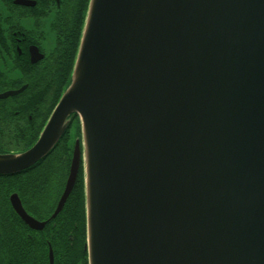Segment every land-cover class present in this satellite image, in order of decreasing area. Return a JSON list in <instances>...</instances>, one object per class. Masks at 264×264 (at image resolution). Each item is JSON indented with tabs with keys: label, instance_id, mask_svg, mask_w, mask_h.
<instances>
[{
	"label": "water",
	"instance_id": "95a60500",
	"mask_svg": "<svg viewBox=\"0 0 264 264\" xmlns=\"http://www.w3.org/2000/svg\"><path fill=\"white\" fill-rule=\"evenodd\" d=\"M74 115L88 264H264V0H89L69 84L0 175Z\"/></svg>",
	"mask_w": 264,
	"mask_h": 264
},
{
	"label": "flooded vegetation",
	"instance_id": "af4514ba",
	"mask_svg": "<svg viewBox=\"0 0 264 264\" xmlns=\"http://www.w3.org/2000/svg\"><path fill=\"white\" fill-rule=\"evenodd\" d=\"M88 1L0 0L1 155L39 138L70 82ZM74 144L66 129L34 164L0 175V264H87L81 164L61 202Z\"/></svg>",
	"mask_w": 264,
	"mask_h": 264
},
{
	"label": "rangeland",
	"instance_id": "374dc122",
	"mask_svg": "<svg viewBox=\"0 0 264 264\" xmlns=\"http://www.w3.org/2000/svg\"><path fill=\"white\" fill-rule=\"evenodd\" d=\"M68 135L70 140L73 141V143L78 139V137H80L78 134V124L76 121H73L68 127Z\"/></svg>",
	"mask_w": 264,
	"mask_h": 264
},
{
	"label": "trees",
	"instance_id": "16d2710c",
	"mask_svg": "<svg viewBox=\"0 0 264 264\" xmlns=\"http://www.w3.org/2000/svg\"><path fill=\"white\" fill-rule=\"evenodd\" d=\"M80 177H81L80 180H81V184H82V174H80Z\"/></svg>",
	"mask_w": 264,
	"mask_h": 264
}]
</instances>
